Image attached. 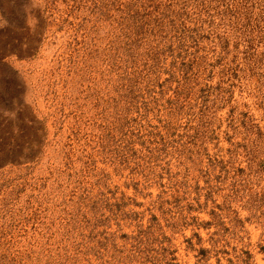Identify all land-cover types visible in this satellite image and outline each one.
<instances>
[{"label": "rangeland", "instance_id": "374dc122", "mask_svg": "<svg viewBox=\"0 0 264 264\" xmlns=\"http://www.w3.org/2000/svg\"><path fill=\"white\" fill-rule=\"evenodd\" d=\"M240 1L0 0V264H264Z\"/></svg>", "mask_w": 264, "mask_h": 264}, {"label": "trees", "instance_id": "16d2710c", "mask_svg": "<svg viewBox=\"0 0 264 264\" xmlns=\"http://www.w3.org/2000/svg\"><path fill=\"white\" fill-rule=\"evenodd\" d=\"M255 2L257 1H249V0H246L244 2H241L240 3H236L235 6L237 8H239V11L242 10V13H248V15H246V20H247V17L249 18L252 10L256 7H253ZM264 3V2H263ZM225 11V10H224ZM256 19L257 20H261L262 18V21H264V6L263 7H258V10L256 11Z\"/></svg>", "mask_w": 264, "mask_h": 264}]
</instances>
